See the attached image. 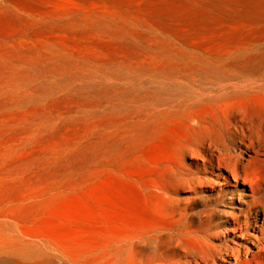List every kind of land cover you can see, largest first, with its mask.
<instances>
[{
    "label": "bare ground",
    "instance_id": "1",
    "mask_svg": "<svg viewBox=\"0 0 264 264\" xmlns=\"http://www.w3.org/2000/svg\"><path fill=\"white\" fill-rule=\"evenodd\" d=\"M9 1L2 37L37 28L28 12L79 28L57 51L0 42V203H23L26 218L42 197L23 188L37 117L21 107L46 82L64 102L56 116L87 123L69 159L114 162L163 220L125 224L91 246L90 264H264V0ZM20 244L29 264H56L34 238Z\"/></svg>",
    "mask_w": 264,
    "mask_h": 264
},
{
    "label": "rangeland",
    "instance_id": "2",
    "mask_svg": "<svg viewBox=\"0 0 264 264\" xmlns=\"http://www.w3.org/2000/svg\"><path fill=\"white\" fill-rule=\"evenodd\" d=\"M9 2L0 4V13H16ZM36 3L46 4L53 11L61 6L56 0ZM28 14L40 23L39 28L18 27L14 35L0 36L1 43L19 47L23 42L35 45L43 41L57 51L66 46V33L79 28L66 22L39 19L36 12ZM60 84L55 95L64 91ZM93 85L82 84L77 92H87ZM39 87V95L26 98L21 107L28 116L37 117L27 121L29 134L23 144L29 153L21 172L23 188L30 193L40 190L42 197L31 200L38 207L26 218L17 214L23 203H0V214L8 210L13 215L10 220L6 215L0 216V242L17 241L16 245L0 246V264L32 263L34 254L24 256L21 251L24 245L20 240L27 238H34L37 244L32 247L56 264H90L91 246L101 245L107 235L119 231L125 224L148 219L161 225L163 220L139 196L137 186L118 172L114 162L106 165L101 163L102 159H95L80 164L69 159L85 145L87 123L71 126L69 117L58 118L56 111L62 110L64 102L51 98L46 82ZM15 110L11 109L7 115H13ZM37 128H41L39 132L35 131Z\"/></svg>",
    "mask_w": 264,
    "mask_h": 264
}]
</instances>
